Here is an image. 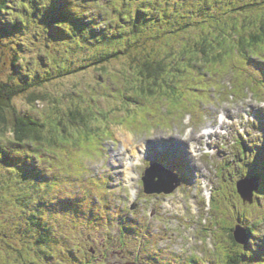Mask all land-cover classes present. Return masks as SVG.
Returning a JSON list of instances; mask_svg holds the SVG:
<instances>
[{
	"label": "rangeland",
	"instance_id": "obj_1",
	"mask_svg": "<svg viewBox=\"0 0 264 264\" xmlns=\"http://www.w3.org/2000/svg\"><path fill=\"white\" fill-rule=\"evenodd\" d=\"M24 1L38 15L30 11ZM24 1L18 6L16 0H11L6 4L7 9L0 12V81L7 82L9 86L17 83L33 85L31 92H21L14 95L11 101L6 100L10 124L0 126V264H74L77 258L83 259L81 264H85L88 259L93 264H102L103 261L106 264H124L139 261L138 252L141 254V264H186L193 256L203 262L209 259L211 264H225L224 247L232 251L236 259L239 258L236 249L249 247L246 252L258 249L264 251V195L258 198L261 204L257 202L254 207L246 205L235 186L238 177L244 172L248 175L250 171H260L264 164V150L263 158L256 160L251 150L243 152L237 142L244 139L248 146H264V121L253 116L259 111V118L264 117V103H258L253 98L249 85L241 93L244 96L237 97V90L230 89L233 71H229L228 65H240L237 75L243 77V67L248 66L246 53L242 59L225 54L221 61L224 65L217 62L224 72L221 78L225 79L224 83L229 89H224L220 82L218 85L222 91L211 90L213 99L208 103L201 102L202 110L205 106V115L199 124L191 123L188 115L176 122L171 121V124L157 126L160 115L151 114L157 107L156 103L153 106L151 102L156 101L153 95L152 100L139 96L140 67L137 66L138 62H133L134 56L153 53L158 58L165 56L168 62L174 59V64L183 55L187 39L191 35L200 39L202 30L213 31L216 43L227 37L224 33L248 35V29L242 31L244 25H249V30H253L250 28L251 22L259 26L264 21V10H260L264 2L255 0L261 6L256 7V11L248 12V19L243 21L246 15L239 14L241 20H238L232 11L247 0H179L184 7L182 12L165 15L162 21H156L165 31L157 33L158 30L148 29L147 33L141 34L134 33L130 25L125 26L121 16L124 13L129 16L130 9L118 1L109 5L106 11L109 24L101 35L94 37L89 31L83 30L81 34L70 37L57 26L51 32L45 30L47 19H40L46 4L44 0ZM63 2L69 3L72 12L86 9L85 19L80 23H89L90 19L96 18L102 28L105 26L106 18L104 22L101 17L98 18L99 11L95 4L89 6L87 3L82 9L80 6L84 4L77 0ZM16 11L34 22L22 24L20 30L14 23ZM182 21L192 24L190 31L164 35ZM146 23L152 24V21ZM110 44L124 50L125 54L99 67L92 64L97 59L84 49L80 56H87L82 61L91 64L89 68L66 75H61V71L55 69L53 73H47L48 68L54 65L66 68L68 62V66L78 63L75 48H94L99 45L102 48L94 52L99 54L102 52L100 49ZM49 49L61 52L54 55L55 58H48ZM216 52H219L218 48ZM196 58L200 71H208L203 56ZM37 61L41 64L35 63ZM34 68H40L39 73L34 72ZM37 74L40 77H36ZM185 80H192L190 84H201V81L193 78L192 70ZM181 90L180 93L186 97L193 88L182 84ZM157 103L159 107L162 106ZM15 109L47 123L45 149L37 147L35 143L21 144L14 139L11 127ZM70 110L89 115L90 122L78 119L72 123L73 119L68 116ZM144 111L150 115L149 121ZM56 122L66 123L71 132L67 137L57 139L60 147L52 146L55 138L49 131V127ZM210 126L216 127L218 134L201 138L203 151L197 150L191 154L187 144L182 143L184 137L192 131L189 140L195 139L196 135L199 137L202 130ZM107 129L112 132V136H108ZM92 131L105 139L104 144L93 141L89 146L76 147L80 137L88 136ZM72 133L76 139H73ZM99 135L91 134L90 138L95 140ZM125 137L134 140L135 144L124 147ZM134 146L138 151V156H134L135 172L140 176L137 175L136 184H131L126 178L125 164ZM159 148L162 150L158 151ZM115 151L120 153L118 158L122 159L121 166L114 161ZM205 152H208L206 157L203 156ZM41 155L47 156L42 159ZM170 155L180 156L184 168L178 161H172V157L166 159L171 162V169L188 182H183L172 194H146L142 182L146 168L155 161L167 165L163 159ZM22 169L29 172L23 174ZM31 171L36 173L32 174ZM41 172L48 179L30 188V192L22 191V187L18 186L20 179L34 184L36 178L40 177L37 173ZM137 190L135 199L133 191ZM213 194L216 199L223 198L231 208L226 227L232 228L239 223L249 226L255 220L263 222L255 225L258 235L245 248L236 244L230 229H223L221 210L218 212L209 206ZM41 197L44 199L41 200ZM75 197L85 200L80 201ZM237 201H241L242 209L251 215L250 221L240 222ZM34 206L37 211L44 210L48 217L52 216L50 222H53V234L59 231L63 236L57 243L59 248L51 244H37L46 250L43 252L42 249L31 248L26 242L24 224L29 225L27 215ZM82 207L95 210L97 216L104 217L103 221L95 222L96 215L80 210ZM192 212L197 216L202 215L203 221ZM124 222L135 228L134 233L127 232L126 238L121 235ZM20 227L25 235L20 234ZM150 240H154L153 244H149ZM65 245L71 250L65 252ZM77 249L84 252L76 254ZM119 252L127 254L124 262L117 256ZM148 253L151 255L146 256ZM155 258L160 261H155ZM257 263L264 264V252L257 261L251 258L245 264Z\"/></svg>",
	"mask_w": 264,
	"mask_h": 264
},
{
	"label": "trees",
	"instance_id": "obj_2",
	"mask_svg": "<svg viewBox=\"0 0 264 264\" xmlns=\"http://www.w3.org/2000/svg\"><path fill=\"white\" fill-rule=\"evenodd\" d=\"M1 0L0 1V12L5 11L7 2L9 3L11 0L7 1ZM24 0H16L17 5L20 6L21 2ZM45 5L43 7L42 15L40 16V19H47L44 28L46 31L51 32L53 27L62 28L64 31H66L70 37L77 36L81 34L83 30L89 31L92 36L98 37L101 35L105 27L108 26V24H105L103 28L98 24V19L92 18L90 19L89 23L82 24V22L85 19L86 9L84 11L80 12H72L71 7L69 3L63 2L67 0H44ZM94 0H92L93 2ZM113 4L118 2L119 0H110ZM124 7H128L130 9V15H126L124 13L121 16V20L123 23H125V26L128 27L130 25L132 28V31L134 33L140 32L141 34H145L148 32V29L152 30H158L157 33H160L161 31H165L164 27L161 28V24H156V21H162L163 17L168 14H177L178 12H182L184 10V7L180 4L179 0H139L136 8H135V0H120ZM119 1V2H120ZM264 2V0H261V2ZM56 3V7H52L53 3ZM25 6L29 8L30 11L36 12L37 11L32 9L29 3L24 1ZM50 3V4H48ZM88 5L90 6L89 2L87 1ZM261 6L258 5V2H249L244 3L240 5L238 8L234 9L232 13H235V17L239 18V14L248 15V12L250 11H256L255 8ZM263 8L260 10H264V5H262ZM82 8V5L80 6ZM84 9V8H82ZM135 9V13H134ZM241 9V10H240ZM31 12V13H32ZM16 18L14 21L15 26L21 27V25H27L30 22H34L32 19H28L25 17H22L20 14H17V11L15 12ZM44 14L45 17L43 16ZM20 15V16H19ZM38 15V14H37ZM259 15V14H258ZM264 17V15H262ZM98 18H100L98 16ZM247 19V17L245 18ZM103 22L105 21L104 18H101ZM148 20L152 21V24H147L146 22ZM254 22L250 23V28H253V30H249V25H244L243 31L248 29V35L245 33L238 34L237 32L229 33L228 35L224 33L227 37H224L220 40L219 43H216L214 41V32L210 31L207 32L206 30L200 31L201 38L198 39L195 36L191 35L189 39H187V44L184 48V51L182 52L183 55L181 56L180 60L175 61L176 63H172L174 59H172L170 62H168L163 57H156L153 53H148L145 56H134V64L136 62L137 66L140 67L139 75L141 76V85L137 89L139 92V96L144 98L147 96L153 95L154 97H158L160 100L164 101L168 104V106L173 110V112L178 111L186 105L182 102V98L184 97L183 94L180 92L182 91L181 88L178 86V82L184 81L186 76L191 72L193 68L200 69V64L197 62L198 56L202 55L203 59L205 60V64L212 63V68L215 70L216 65L213 62H217L222 58L224 54H228L229 47L231 44H233L232 41H238L239 45H241L245 51L249 53L248 62H258L251 53V47H256L264 51L263 47L260 45H264V21L261 25H253ZM192 28V24L188 21H182L179 22L175 29L168 30L164 35H173L178 34L181 32H187L190 31ZM21 30V28H20ZM194 33V32H192ZM189 34V33H188ZM231 39V43L229 45V42L227 43V40L229 41ZM100 41V39H97ZM114 44V43H112ZM110 44L108 47H103L105 49H100L102 52L99 54H95V50L97 48H102L99 45L94 46V48H88L87 46H83L81 48H75V51L77 53V59L79 60L78 63L75 65L73 63L65 64L66 68H58V66H53L52 68H48L47 73L51 74L53 73L54 69L55 71H61V75H66L75 71H80L83 69H87L90 67L91 64L88 65V62L86 63V55L80 56L82 50L86 49L88 50V53H91L90 55H93L96 60V62H92L93 65L103 67L105 66V63L111 61L114 58L120 57V55L125 54L124 50L120 48H114L115 46H112ZM223 47V49L221 48ZM218 48L219 52H216V49ZM64 49V48H63ZM113 49V50H112ZM112 50V51H111ZM49 51L47 54V57L55 58L54 55H58V51L55 52L52 49L47 50ZM52 51V52H51ZM99 51V50H98ZM79 52V53H78ZM14 58V57H13ZM186 59V61H184ZM211 61V62H210ZM41 64V62H35ZM82 63V64H80ZM80 64V65H79ZM38 65V64H37ZM40 68H34L33 71L36 73H39ZM264 73V72H263ZM33 77V76H31ZM36 77H40V74H37ZM32 84L22 85V84H12L9 86V84L5 81H0V126L1 125H9V115H8V108L6 104V100H10L14 97V95L18 93H29L32 91ZM184 88V87H183ZM5 92V93H4ZM168 99V100H167ZM11 101V100H10ZM69 118L73 119L72 123H76L78 119L84 121V122H90L89 121V115H84L79 110H70L68 114ZM197 114H195V117ZM14 123L12 128V133L14 134V139L18 141L21 144H27V143H35L37 147L42 146L43 149L46 145V139H45V130H47V123L45 121H42V119H38L32 115L23 114L19 110L15 109V115H14ZM61 121V120H60ZM49 131H51L54 134V142L52 143V146H58L59 142L57 139H62L64 137H67V135L71 134V132L68 129V125L62 124L60 122H56L53 125L49 127ZM73 136L75 135L72 133ZM45 144V145H44ZM40 151L41 149H37ZM15 170L13 169V173ZM23 174H26L29 171H24L22 169L21 171ZM32 172V171H31ZM36 172H32L34 174ZM37 177L35 180V183L32 184L31 182L27 181L25 183L24 180L20 179V181L17 183L18 186L22 187V191H28L30 192V188L40 185L43 181H45L48 178H45L43 173H37ZM262 190V189H261ZM44 197H41V200H43ZM83 208V207H82ZM39 209V207H38ZM243 214L246 215L245 212ZM247 216V215H246ZM28 220L30 221L29 225L27 226L26 223L24 224V228L26 229V232L28 234L26 242L29 243V246L31 248H38L43 249L42 247H38V245L42 244H51L60 243V239L62 238L61 235H54L52 231V222H50V218L52 216L49 215L44 211L36 210V206L32 207L29 210V214L27 215ZM243 220H249V218L242 216ZM32 224V226H31ZM255 225V224H254ZM254 225L248 226V233L249 238H255V227ZM24 235V234H21ZM9 236V235H6ZM33 240V239H36ZM249 243V242H248ZM249 247H247L248 249ZM45 250V249H43ZM245 250V249H244ZM237 251V254L239 258H233L232 264H244L243 261H245V256L247 258H256L260 257L261 254L259 252H252L247 253L243 251ZM236 257V256H235ZM246 263V261H245ZM231 264V263H230Z\"/></svg>",
	"mask_w": 264,
	"mask_h": 264
},
{
	"label": "water",
	"instance_id": "obj_3",
	"mask_svg": "<svg viewBox=\"0 0 264 264\" xmlns=\"http://www.w3.org/2000/svg\"><path fill=\"white\" fill-rule=\"evenodd\" d=\"M157 169L162 170V173L160 174L155 173V175L151 176V173L154 171V169L151 168L147 171V176L145 177V181H146V187L148 193H162V192L172 193L178 186V183L177 185L175 184V182L177 181L175 179L173 180V178L171 177L172 174L166 172L163 168L157 167ZM157 177H159L158 181H156ZM241 181L242 180L238 182V190L243 196L244 202L245 203L249 202L250 204H253L255 202V196H254L255 191L258 190L260 187L259 179H257L255 186H251L249 188L242 187ZM247 231L248 229L244 225L236 226L233 233L235 239L239 243L245 244L248 240Z\"/></svg>",
	"mask_w": 264,
	"mask_h": 264
},
{
	"label": "bare ground",
	"instance_id": "obj_4",
	"mask_svg": "<svg viewBox=\"0 0 264 264\" xmlns=\"http://www.w3.org/2000/svg\"><path fill=\"white\" fill-rule=\"evenodd\" d=\"M214 132H215L214 128H211L207 132V134L204 133L203 136L204 135H208L209 137H211L212 134H214ZM216 132H218V131H216ZM190 135H191V133H189L188 135H186L184 137L182 143L184 144V142H185L189 147H195L196 148L198 143L196 145H193V142H190L189 141ZM195 139H198V136L197 135H196ZM134 144H135V142L131 138H127V137L124 138V147L128 148L130 146H133ZM119 155H120L119 151L113 152V156H114L115 163H117L119 166H121L122 165V159L118 158ZM135 155L138 156V151L135 150V146H134V149L131 150V152H130V158H129V160L125 164L126 173H127L126 174V178H128V179L131 178V181H132V179H134V174H133V171L134 170L133 169L136 166V162H135V159H134V156Z\"/></svg>",
	"mask_w": 264,
	"mask_h": 264
},
{
	"label": "snow or ice",
	"instance_id": "obj_5",
	"mask_svg": "<svg viewBox=\"0 0 264 264\" xmlns=\"http://www.w3.org/2000/svg\"><path fill=\"white\" fill-rule=\"evenodd\" d=\"M56 3L54 2L52 7H56ZM259 179V181L264 184V164H262L259 176L255 173V171L250 172L245 179H242L241 184L244 188H249L251 186H255V183Z\"/></svg>",
	"mask_w": 264,
	"mask_h": 264
}]
</instances>
